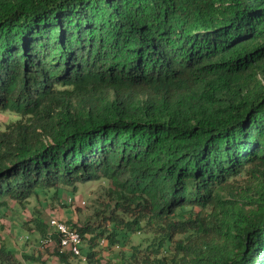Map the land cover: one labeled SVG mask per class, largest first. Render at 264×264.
<instances>
[{"label":"trees","instance_id":"obj_1","mask_svg":"<svg viewBox=\"0 0 264 264\" xmlns=\"http://www.w3.org/2000/svg\"><path fill=\"white\" fill-rule=\"evenodd\" d=\"M4 111L0 207L103 180L111 244L145 220L178 264H264V0H0ZM33 222L47 257L25 259L73 264ZM138 253L126 264H168Z\"/></svg>","mask_w":264,"mask_h":264},{"label":"rangeland","instance_id":"obj_2","mask_svg":"<svg viewBox=\"0 0 264 264\" xmlns=\"http://www.w3.org/2000/svg\"><path fill=\"white\" fill-rule=\"evenodd\" d=\"M18 119L16 113L12 111L0 112V129H4L5 125L14 122ZM247 175H237L235 184L243 185ZM109 182L98 180L84 184H77L72 189L61 187L62 190H50L43 195L31 197L24 206L8 200V206L0 207V243L5 245L15 254L18 259L23 260V264H33L25 259V254H32L40 258L46 259L44 247H39V234L36 224L33 222L35 218L48 223L51 216H56L68 220L71 224L77 223L84 225L86 222L94 225L101 224V228L105 229L104 235L100 241L94 236H87L82 240L81 252L79 257L71 256L70 261L73 264H86L85 253L87 250L94 252V257L99 260L100 264H126L134 247L140 248V253H150L151 256L163 258L168 264H178L182 257V252H177L175 242L165 243L162 248L152 252L153 246L156 244L153 240V234L148 233L150 227L143 220L140 222L141 230L129 232L126 235L118 234L117 242L111 244L106 237L107 234L113 233L108 222L101 219L99 211H104L108 214L110 209H113L114 202L109 199L106 194V189ZM71 198V203L68 202ZM84 201V204L81 203ZM193 212L199 211V207L192 208ZM100 217V218H99ZM126 220L132 219L125 217ZM154 229V228H153ZM152 229V230H153ZM49 235L53 232L47 226ZM120 232V231H119ZM35 233V234H34ZM184 236H175V239H183ZM51 238V237H50ZM104 239L101 242V239ZM92 239V240H91ZM53 243L51 238L50 244ZM45 245V244H44ZM153 245V246H152ZM52 246L47 247L53 249ZM156 247V245H155ZM46 264H60L55 257L49 256Z\"/></svg>","mask_w":264,"mask_h":264},{"label":"built area","instance_id":"obj_3","mask_svg":"<svg viewBox=\"0 0 264 264\" xmlns=\"http://www.w3.org/2000/svg\"><path fill=\"white\" fill-rule=\"evenodd\" d=\"M68 202L71 203V198H68ZM84 204V201H81ZM49 228L52 232L56 233L59 238V247L61 252L69 253L75 256H81L82 239L76 228L69 225L64 219L51 216L48 220ZM51 238L43 241V243L50 244ZM103 242V240H101Z\"/></svg>","mask_w":264,"mask_h":264}]
</instances>
